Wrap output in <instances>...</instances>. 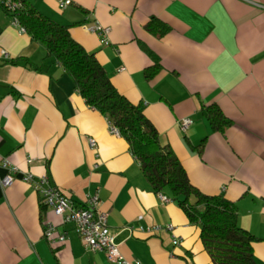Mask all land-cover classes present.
Masks as SVG:
<instances>
[{"label":"crops","instance_id":"1","mask_svg":"<svg viewBox=\"0 0 264 264\" xmlns=\"http://www.w3.org/2000/svg\"><path fill=\"white\" fill-rule=\"evenodd\" d=\"M69 24L71 34L96 53L115 86L140 102L163 144L181 159L207 193L236 201L242 226L260 237L264 264V0H31ZM151 15L171 25L162 36L145 27ZM109 25V45L83 22ZM162 69L146 78L152 57ZM40 64L29 67L19 57ZM217 101L232 118L214 130L202 103ZM192 117L184 131L178 120ZM88 136L96 140L90 146ZM206 137L203 150L194 145ZM19 168L0 182V264H117L102 248H87L70 221L43 202L24 171L48 173L76 203L97 193L110 228L131 264H215L191 221L171 194L160 197L143 174L127 140L110 130L107 116L81 95L68 71L45 46L0 9V162ZM7 171L0 166V176ZM164 192V191H163ZM166 192V191H165ZM57 223L66 239L52 241L44 223ZM164 227L149 232L148 224ZM172 223L171 228L165 227ZM180 241L172 242L173 237Z\"/></svg>","mask_w":264,"mask_h":264},{"label":"trees","instance_id":"2","mask_svg":"<svg viewBox=\"0 0 264 264\" xmlns=\"http://www.w3.org/2000/svg\"><path fill=\"white\" fill-rule=\"evenodd\" d=\"M17 14L25 31L45 46L46 56L53 57L68 71L85 101L118 128L153 188L171 194L189 219L200 224V238L213 262L262 264L253 248L254 241L260 237L240 224L236 201L222 193H207L191 180L178 155L160 141L158 130L141 103L133 102L115 86L96 53L71 34L69 24L44 13L31 0H23ZM145 27L156 36L171 29L167 21L156 15L148 18ZM140 44L152 57V62L144 68L146 78L150 79L162 69V62L145 42ZM18 59L29 67H40L29 57ZM200 110L214 130L224 131L232 121L217 101L202 103ZM205 138L194 145L199 152Z\"/></svg>","mask_w":264,"mask_h":264},{"label":"built area","instance_id":"3","mask_svg":"<svg viewBox=\"0 0 264 264\" xmlns=\"http://www.w3.org/2000/svg\"><path fill=\"white\" fill-rule=\"evenodd\" d=\"M70 0H58L60 7L64 8L69 4ZM23 6V0H0V9L10 14L12 22L25 30L18 19V10ZM86 30L95 31L100 34L102 42L109 45L106 34L110 29L109 25L101 24L98 21L83 22ZM110 122V121H109ZM181 128L188 131L191 128L192 117L184 115L178 120ZM110 130L114 133H120L118 128L110 123ZM90 146L96 144L93 136H88ZM0 166L6 167L7 171L0 176V182L3 186L9 185L15 178V172L19 170L18 166L8 159L0 162ZM22 178L32 184L34 189L42 196L43 202L50 206L53 211L62 216V221H70L79 234L83 244L87 248H102L106 251L109 258L113 259L117 264H131L128 257L120 248L119 242L116 240L115 233L110 228L108 222V212L99 207L100 198L97 193H90L83 203H76L66 196L61 189L50 180L48 173L36 175L30 171H24ZM160 197L168 199L169 195L163 191L159 192ZM164 227L159 223L148 224L147 231H156ZM167 228L172 227V223L166 224ZM44 234L52 241H63L66 239L65 231L57 229V223L46 221L44 223ZM180 239L173 237L172 242L178 243Z\"/></svg>","mask_w":264,"mask_h":264}]
</instances>
